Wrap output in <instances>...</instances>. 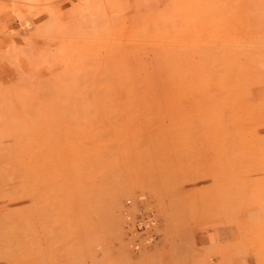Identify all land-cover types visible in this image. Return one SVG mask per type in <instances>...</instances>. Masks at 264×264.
Segmentation results:
<instances>
[{
    "label": "rangeland",
    "instance_id": "obj_1",
    "mask_svg": "<svg viewBox=\"0 0 264 264\" xmlns=\"http://www.w3.org/2000/svg\"><path fill=\"white\" fill-rule=\"evenodd\" d=\"M9 23L36 92L22 248L49 244L51 264H264V0H0L3 51Z\"/></svg>",
    "mask_w": 264,
    "mask_h": 264
},
{
    "label": "bare ground",
    "instance_id": "obj_2",
    "mask_svg": "<svg viewBox=\"0 0 264 264\" xmlns=\"http://www.w3.org/2000/svg\"><path fill=\"white\" fill-rule=\"evenodd\" d=\"M13 24L14 23H9V25L6 27L5 31L6 32L10 31V32H8V33L4 32L5 37H3L5 39V40L3 39V41L7 42L10 45V48L7 47L8 50H4V51L2 49H0V63L3 62L4 58H12V60H13V66L10 65L13 67L11 69L12 72L5 71V68H4L5 66H3L2 64L0 65V264H40V261H42L43 264H51L52 263V260H51L52 259L51 258L52 249H51V246L49 244L47 246H44V247L38 245L37 247L34 248V250L28 251V249H29V247L27 246L28 244L26 245V248L25 247L22 248V241H21V239H19V237L21 235L19 231L22 230V229L20 230V228H22V227H25V228H27V230L30 231L31 235L33 236L32 238H34V236L37 235V233H35V229H34V227H35L34 225H36V220H34V217H32V216H34V213H36V212H34L32 210L34 213L31 217H29L28 214H27V216L23 217L24 215L21 214V213H23V207H24L23 204H21L25 200L24 195L30 191H32L31 193H33V191L36 190V188H37V187H35L36 186L35 184H34L35 186L32 185L33 184L32 182H29V181L26 182L25 181L26 179H28V177L31 178V177H34L35 175H37L36 172H38V171H36L37 168H36V170H34L35 168H33L32 164H28L26 162L25 159H27L29 152L25 153L24 149H23L25 147L22 146V141H27L26 139L23 140V138H24L23 137V122L24 121L27 122L25 120L26 117H25L24 113L26 110H27V112L29 110V109H25V111L23 110V105H22L23 100L26 99L28 104L30 105L31 101L29 99H34L36 92L34 93V92H32V90H30V91L26 90V89H25L26 91L24 90L23 85H24V79L25 78H22V73H23L24 69L21 66V62H20V52L21 51L19 50L20 49L19 46L21 45V43H20V29L11 30ZM25 26H28V25H25ZM15 29H17V28H15ZM0 42H1V40H0ZM10 64H12V63H10ZM26 83H28V82H26ZM29 83H31V82L29 81ZM28 85L31 86L30 88L28 87L29 89L34 87L33 85H30V84H28ZM25 88H27V87H25ZM35 88H37V87H35ZM33 90H34V88H33ZM26 92H29V94H26ZM36 102H35V104H36ZM25 103H26V101H25ZM35 104H33L34 105V107L32 106L33 108H35ZM32 107L29 106V108H31V109H32ZM35 109H37V108H35ZM32 110L34 112L32 111L31 114L35 115V110L34 109H32ZM43 114H44V112H43ZM32 117H34V116L30 117L32 120L31 124L33 125L32 126L30 124L32 127V131H30V132L33 133V128L35 129L36 125H35ZM46 117H47V115H45L44 118L46 119ZM29 121H30V119H29ZM38 123H40V122H37V124ZM100 124H101V122H100ZM27 125H28V122H27ZM85 125H84V127H86ZM114 125H115V122H114ZM27 127H29V126H27ZM87 131L88 130H82V133L88 135L89 132H87ZM94 131H95V129H94ZM34 132H36V131H34ZM25 136H27V135H25ZM41 138H43V137H41ZM47 139L48 138L45 139L46 140L45 143H47V141H48ZM71 140H72V138H71ZM59 141H60V139H59ZM74 141L76 142V140H74ZM41 142H43V141L41 140ZM50 143H52V140ZM23 144H24V142H23ZM31 145H32V143H31ZM38 146L40 147V145H38ZM53 146H56V145L53 144ZM49 147H47V148L49 149ZM25 149L27 150V147ZM29 149H31V147ZM43 149H44V147H43ZM51 149H52V147H51ZM33 153H32V156H34ZM51 154H52V152H51ZM42 155H43V153H42ZM33 159H34V157H33ZM41 161H42V159H41ZM24 176L26 177V179H24ZM25 184L26 185L28 184V188L30 189L29 191H27L28 189H26L27 186ZM38 194L39 193L36 192V195L33 194V196L34 195L35 196H34V198L33 197L32 198L33 199L37 198L39 196ZM41 196H42V194H41ZM29 198H31V197H29ZM31 199H30V201H31ZM26 202H27V200H26ZM35 202L37 203V201H35ZM20 205H22L23 207L20 208ZM20 209H22V212H20L21 211ZM27 211H26V213H27ZM37 219H38V217H37ZM45 223H47V222H45ZM48 225H49V222H48ZM36 232H37V230H36ZM31 242H33V244H34V241H31ZM31 245H32V243H31ZM40 256H41V258H40Z\"/></svg>",
    "mask_w": 264,
    "mask_h": 264
}]
</instances>
